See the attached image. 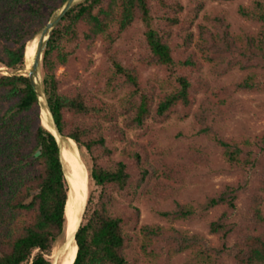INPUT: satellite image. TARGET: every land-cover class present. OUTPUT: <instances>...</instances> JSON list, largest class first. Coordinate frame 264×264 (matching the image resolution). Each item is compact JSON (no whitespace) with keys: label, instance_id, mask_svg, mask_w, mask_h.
<instances>
[{"label":"trees","instance_id":"trees-1","mask_svg":"<svg viewBox=\"0 0 264 264\" xmlns=\"http://www.w3.org/2000/svg\"><path fill=\"white\" fill-rule=\"evenodd\" d=\"M68 1L0 0V68L9 72L0 74V264H54L53 252L66 241L69 186L61 147L41 115L34 82L18 71L25 70L28 43ZM251 1L252 9L238 12L259 24L258 33L233 34L219 17L213 30L197 26L198 41L193 25L181 19L179 0H80L60 16L40 48L42 95L59 137L87 153L88 179L100 189L96 204L88 194L73 264H169L179 254L189 264L224 259L264 264V133L253 141L220 139L200 123V133L221 148L237 178L196 205L178 204L161 213L164 226H139L137 208L128 205L117 213L114 206L138 196L146 203L169 201L189 174L208 167L211 151L187 146L177 161H169L154 145L144 153L134 151L126 162L113 159L105 137L113 133L122 140L126 130L142 128L149 120L188 119L194 90L206 89L203 80L192 78L203 67L215 74L230 68L246 72L238 84L211 90L213 100L205 104L209 111L226 109L233 92L264 91V0ZM135 23L143 30L129 60L114 46ZM96 44L102 61L91 79L78 86L80 72L93 65ZM61 68L62 78L57 75ZM140 68L162 70L163 78L149 82ZM118 90L124 93L116 103L102 98ZM246 191V212L238 222L234 217ZM199 215L208 218L211 243L174 226ZM136 236L138 259H129Z\"/></svg>","mask_w":264,"mask_h":264},{"label":"rangeland","instance_id":"rangeland-1","mask_svg":"<svg viewBox=\"0 0 264 264\" xmlns=\"http://www.w3.org/2000/svg\"><path fill=\"white\" fill-rule=\"evenodd\" d=\"M80 0H74V3ZM184 11L181 15V19L187 23L192 24L191 32L193 33V40L198 41L197 26L204 25L207 28L213 30L216 18H223L225 23L229 27V31L233 34H249L258 33L260 26L256 21H252L242 17L238 10L240 7L253 8V2L251 0H179ZM202 3L201 8L196 5ZM73 3V4H74ZM72 4V5H73ZM63 9V8H62ZM61 9V10H62ZM56 12L49 22L53 23L60 11ZM46 30V29H45ZM44 30V31H45ZM142 24H133L122 36L119 42L114 46V50L121 54V57L126 55L129 60H132L133 54L137 52V42L142 35ZM42 31L34 41L33 51L37 49V44L41 39ZM193 46V45H192ZM194 48V47H191ZM32 51V52H33ZM32 60L30 67L33 65ZM93 65L85 72H80L81 81L77 85L81 86V83L90 80L91 74L102 61V55L100 53V45L96 44L95 51L91 56ZM27 65V64H26ZM30 67L25 66V70L18 71V73L29 74ZM64 70L61 68L57 75L62 78ZM1 75H7L9 72L5 68H0ZM39 74L40 85L36 86L35 76ZM140 75L149 82L156 83L163 78V71L157 69H143L140 68ZM246 75V72L239 70L238 68H230L223 74H215L210 68H200L197 73L192 74V78H200L203 80V85L206 87L205 91L202 89L194 90V106L191 109V115L188 119L183 121L170 118L162 123H157L149 120L145 126L135 130H126L123 139H118L113 133H105L106 145L113 152V159L122 160L128 162V157L134 151L144 153L148 151L150 147L158 146L161 149V157L169 161H177L180 158L181 150L183 147L194 148H206L211 151V162L205 169L191 173L187 176L184 186L180 187L177 194L169 201L161 204L146 203L142 200L141 196L136 197L131 203L122 202L118 200L114 206L115 212H121L123 209H127L128 205L135 207L139 211V226L142 225H166L164 219L161 217V213L173 210L178 204H192L196 205L200 203L207 196L215 193L225 184L234 182L237 178V174L231 171L222 157L221 148L216 142L205 134L200 133L201 125L210 127L212 134H216L220 139H234L240 141L247 139L253 141L254 138L264 133V91L262 92H242L236 91L230 94L229 106L226 109L221 108L213 109L209 111L205 108V104L213 100L211 90L220 87H228L236 85ZM33 82L39 93L40 106L46 108L45 100L42 95L41 86V56L38 63ZM124 93V90H118L115 93H111L102 98L109 103H116ZM220 96V93L217 92ZM218 98V97H214ZM43 103V104H42ZM207 113V115H206ZM204 114L206 119L203 118ZM51 122V121H50ZM62 140V139H60ZM63 141V140H62ZM65 141V140H64ZM61 147V144H59ZM76 155L80 160L78 165L77 175L80 181V196L77 207L76 223L78 222V215L82 214L86 205L88 194L90 193L93 199V204H96L99 199L100 189L92 185L88 179L87 165H89V158L85 151L80 152L76 146ZM65 161L63 162V164ZM66 177L70 175L66 163L64 164ZM254 175L252 174V177ZM84 196L83 204L84 208L79 212V206ZM248 192H245V196L238 203V212L234 217L235 221H242L245 214L244 204ZM82 211V212H81ZM264 211V206H263ZM80 213V214H79ZM218 213V212H212ZM179 230H186L190 233L200 234L205 237L210 243L213 241V237L208 234V218L199 215L192 221L186 224H174ZM138 236L131 243V248L127 251L129 259L135 258L136 249L138 244ZM64 254L63 247L53 252V258L55 264H57ZM128 264H135L133 261ZM136 264H141L137 262ZM169 264H189L186 255L179 254L169 260ZM220 264H231L228 259L222 260Z\"/></svg>","mask_w":264,"mask_h":264},{"label":"bare ground","instance_id":"bare-ground-1","mask_svg":"<svg viewBox=\"0 0 264 264\" xmlns=\"http://www.w3.org/2000/svg\"><path fill=\"white\" fill-rule=\"evenodd\" d=\"M32 41H30L26 47V56H27L26 66L27 68L30 67V64L36 54V50L33 51L34 44L31 45ZM30 45H31V48L29 51ZM35 83H36V86L39 87L40 85L39 74L35 76ZM40 100L42 102V98H40ZM42 114H43V117L45 119V122L48 128L53 132L54 135H56L53 129V126L50 122L49 113L46 110V108L43 106L41 109V115ZM59 142L61 144V153H62L63 159L70 172V175L67 177L69 193H68V202L65 208V215H66V219L69 225V232L71 233L69 236V240L66 241L65 243L64 254H63V258L60 264H72L75 259L76 251H77V246L73 241L72 234H73V231L76 229L78 222H79L78 221L76 223V216H77L76 213H77L78 201H79V196H80V185H79L80 181H79V176L77 175V171H78V165H79L80 160L78 159L76 155V149H75L76 145L72 140H69V139L65 141L59 140Z\"/></svg>","mask_w":264,"mask_h":264},{"label":"water","instance_id":"water-1","mask_svg":"<svg viewBox=\"0 0 264 264\" xmlns=\"http://www.w3.org/2000/svg\"><path fill=\"white\" fill-rule=\"evenodd\" d=\"M73 3H74V0H69L66 3V5L63 7V9L60 11V14L57 16V18L54 20V22L53 23H50L49 26L46 28V30L42 33L41 39L39 40V42L37 44V49H36V54H35V57H34L33 65L30 67V70H29V77L32 79V81L34 80V76H35V73H36V70H37V67H38V63H39V60H40V56H41V52H40L41 45L48 39L50 31L53 29V27L55 26V24L58 22L60 16L63 14V12L65 10H67ZM49 118H50L51 124H52L53 129H54L55 134H56L55 137H56L58 143L60 144L59 140L61 138L59 137V134L57 132V129H56L55 125L53 124V121H52V118H51L50 114H49ZM84 204H85V201H84ZM84 204L82 205V210L84 208ZM78 218H79L78 225H77L76 229L73 231V234H72L74 243H75V234H76V232H77V230H78V228L80 226V223H81V215L78 216ZM70 234L71 233L69 232V225H68V222H67L66 241L69 240ZM66 241H65V243H66ZM63 249H65V244L63 246Z\"/></svg>","mask_w":264,"mask_h":264}]
</instances>
